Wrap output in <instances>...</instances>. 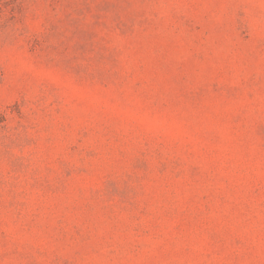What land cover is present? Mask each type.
<instances>
[{"label": "rangeland", "instance_id": "obj_1", "mask_svg": "<svg viewBox=\"0 0 264 264\" xmlns=\"http://www.w3.org/2000/svg\"><path fill=\"white\" fill-rule=\"evenodd\" d=\"M0 264H264V0H0Z\"/></svg>", "mask_w": 264, "mask_h": 264}]
</instances>
